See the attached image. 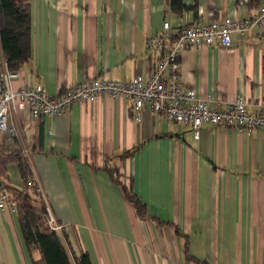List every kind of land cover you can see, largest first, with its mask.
<instances>
[{
  "label": "crops",
  "instance_id": "crops-1",
  "mask_svg": "<svg viewBox=\"0 0 264 264\" xmlns=\"http://www.w3.org/2000/svg\"><path fill=\"white\" fill-rule=\"evenodd\" d=\"M196 6L171 13L169 0H30V57L13 90L40 85L47 96L82 81L144 79L154 54L145 39L161 30L223 18L252 17L261 0H181ZM178 86L210 108L240 99L254 114L264 101V23L230 45L187 47L179 56ZM6 151L26 159L47 215L61 226L68 250L89 264H185L172 228L141 220L104 168L145 205L146 215L171 223L188 239V253L208 264H264V131L248 133L201 124L178 127L138 116L120 99L73 104L52 117L31 119L10 110ZM8 186L22 189L14 164ZM23 246L15 209H0V264L37 259Z\"/></svg>",
  "mask_w": 264,
  "mask_h": 264
},
{
  "label": "built area",
  "instance_id": "built-area-1",
  "mask_svg": "<svg viewBox=\"0 0 264 264\" xmlns=\"http://www.w3.org/2000/svg\"><path fill=\"white\" fill-rule=\"evenodd\" d=\"M264 23V0L249 19L223 18L208 24H192L173 30L167 22L161 30L145 39V46L154 54L151 69L142 79L135 75L128 82L106 79L82 81L78 85L64 88L54 96H47L40 85L11 88L18 72H10L5 65L0 68V134L6 133L11 109L26 110L31 119L52 118L73 104L93 103L100 97L120 99L128 102L136 116L146 107L156 119H165L178 127L190 126L193 138L201 124L224 126L249 132L252 129L264 131V101L257 105V111L249 114L244 103L235 99L221 108H210L207 102L212 98L200 99L193 90H181L178 86V59L187 47L209 46L216 42L219 47L230 45L232 33L243 34L252 28H260ZM32 183V181H30ZM15 209L13 202L0 189V209ZM46 226L61 236V226L47 215Z\"/></svg>",
  "mask_w": 264,
  "mask_h": 264
},
{
  "label": "trees",
  "instance_id": "trees-1",
  "mask_svg": "<svg viewBox=\"0 0 264 264\" xmlns=\"http://www.w3.org/2000/svg\"><path fill=\"white\" fill-rule=\"evenodd\" d=\"M257 0H251L256 2ZM171 13L180 14L196 6H185L181 0H169ZM30 0H0V68L5 65L10 72H19L30 57ZM179 63V59H178ZM178 75V72H177ZM14 164L22 182V189L8 186L5 167ZM113 184L120 188L121 194L131 205L141 220L154 221L156 225L172 228L180 242L185 264H208L204 260L193 258L188 253V239L171 223H162L146 215L145 205L132 193L128 185H123L117 168H104ZM32 181V171L26 159L17 151H6L0 144V189L8 200L15 205V217L23 246L28 254L36 251L37 259L30 264H89L88 257L81 253L72 254L64 238L49 230L46 226L47 213L44 203Z\"/></svg>",
  "mask_w": 264,
  "mask_h": 264
}]
</instances>
